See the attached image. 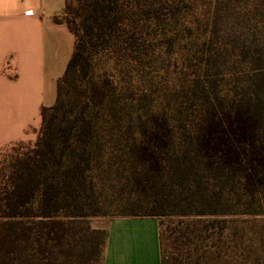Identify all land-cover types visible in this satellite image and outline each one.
<instances>
[{
  "label": "trees",
  "instance_id": "16d2710c",
  "mask_svg": "<svg viewBox=\"0 0 264 264\" xmlns=\"http://www.w3.org/2000/svg\"><path fill=\"white\" fill-rule=\"evenodd\" d=\"M53 20L73 51L34 141L0 148V264H98L111 210L158 220L161 264H264V0Z\"/></svg>",
  "mask_w": 264,
  "mask_h": 264
},
{
  "label": "crops",
  "instance_id": "0c3cea01",
  "mask_svg": "<svg viewBox=\"0 0 264 264\" xmlns=\"http://www.w3.org/2000/svg\"><path fill=\"white\" fill-rule=\"evenodd\" d=\"M65 0H0V148L29 138L40 108L52 105L56 81L71 56L74 36L60 14ZM98 264H161L155 217L107 219Z\"/></svg>",
  "mask_w": 264,
  "mask_h": 264
},
{
  "label": "rangeland",
  "instance_id": "374dc122",
  "mask_svg": "<svg viewBox=\"0 0 264 264\" xmlns=\"http://www.w3.org/2000/svg\"><path fill=\"white\" fill-rule=\"evenodd\" d=\"M40 124V123H39ZM39 124L36 125V127H31L27 129V132L29 134V138H27L25 141H34L36 137V133L39 128ZM116 212L111 210L107 215L105 216H93L88 218V223L92 228H98L103 229L106 227L107 219L115 215Z\"/></svg>",
  "mask_w": 264,
  "mask_h": 264
}]
</instances>
